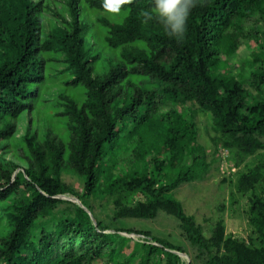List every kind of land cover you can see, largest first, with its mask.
I'll use <instances>...</instances> for the list:
<instances>
[{
    "label": "trees",
    "instance_id": "1",
    "mask_svg": "<svg viewBox=\"0 0 264 264\" xmlns=\"http://www.w3.org/2000/svg\"><path fill=\"white\" fill-rule=\"evenodd\" d=\"M49 2L0 0V152L51 90L52 116L68 133L67 141L52 127L40 134L34 121L14 145L24 166L0 158V264H180L175 251L190 264H264V0H194L179 37L144 20L153 0H129L118 14L102 0H65L67 16ZM199 117L213 161L223 149L238 169L255 158L236 174V189L248 195L259 246L228 234L223 218L206 234L170 197L211 167ZM128 154L130 166L113 173ZM97 201L118 218L173 216L192 252L121 228L155 243L134 242L125 257L130 240L105 233Z\"/></svg>",
    "mask_w": 264,
    "mask_h": 264
},
{
    "label": "rangeland",
    "instance_id": "2",
    "mask_svg": "<svg viewBox=\"0 0 264 264\" xmlns=\"http://www.w3.org/2000/svg\"><path fill=\"white\" fill-rule=\"evenodd\" d=\"M49 7L52 12L60 13L61 15L67 16L65 10V0H50ZM51 13L45 14L46 18H51ZM45 26L47 22L45 21ZM249 54V51H245ZM62 65H59V69ZM59 71V70H58ZM55 91L51 90L46 96L41 99H46V102L40 103L37 109L32 115L31 113H23L19 121L17 122V129L14 137L11 141L3 143L5 150L3 153L0 152V158L14 161L22 166L24 164L17 157L14 145L19 144V140L30 128V123L35 121L36 125H33V129L36 130L39 127L40 134H43L47 128L52 127L53 132L62 138L64 141L68 139V133L63 124L56 123V119L53 118L52 114L56 113L55 107L53 106V94ZM51 101V102H49ZM64 120L65 118H60ZM201 126V142L207 147L209 151V160L211 167L206 173L205 178L197 180L192 183H186L180 186L178 189L170 193V197L180 201L184 207L186 214L195 218L198 224L202 225L205 229L206 234L209 235V231L215 225V222L220 218H223L226 232L233 235L236 238L244 239L251 245L259 246L257 240L253 239L252 228L250 227L247 219V209L249 206L248 195H241L236 189V174L240 170H247L255 163V158H250L240 169L235 166H230L228 161L224 159L227 156L226 150H221L223 157L222 162L213 161L212 156V144L210 141L209 132L207 128L208 122L204 124V121L199 120ZM203 125V126H202ZM127 133H125L126 135ZM119 144L123 145V150L131 149V142L127 141L125 137H122ZM126 154V153H125ZM154 154V152H153ZM152 154V155H153ZM123 156H120V158ZM164 157V155H162ZM133 155H124V159L118 164V169L114 170L113 173L125 171L130 166L133 160ZM150 160V159H149ZM218 163H220L218 165ZM166 169L170 172L171 176H174L177 172L175 167L166 166ZM67 177V184L71 186L74 182V178L71 176ZM226 180V182H224ZM60 199L69 200L81 207H85L79 199H76L70 194H65L59 197ZM86 208V207H85ZM87 211H89L87 209ZM90 212V211H89ZM95 216L98 219L103 220L106 224L107 230L105 233L114 234L116 240L125 237L130 240L128 246L125 249L126 256H129L132 252L134 242L152 244L150 237L137 234H129L123 231L121 228H133L149 231L153 236L161 239H167L171 243L184 246L186 250L192 252V247L181 235L182 231L179 227V221L173 216H168L165 213H160L159 218L154 220L147 219H134V218H118L115 217L114 208L107 205L106 202L97 201L95 203ZM92 221L94 217L92 216ZM180 257V264H190V258L188 255L175 251ZM163 258V256H161ZM97 264H106L102 261Z\"/></svg>",
    "mask_w": 264,
    "mask_h": 264
},
{
    "label": "clouds",
    "instance_id": "3",
    "mask_svg": "<svg viewBox=\"0 0 264 264\" xmlns=\"http://www.w3.org/2000/svg\"><path fill=\"white\" fill-rule=\"evenodd\" d=\"M129 0H102L101 7L108 14H118L120 7ZM194 6V0H153L150 10L142 12L145 21L155 17L171 37H179L185 31L186 20Z\"/></svg>",
    "mask_w": 264,
    "mask_h": 264
}]
</instances>
